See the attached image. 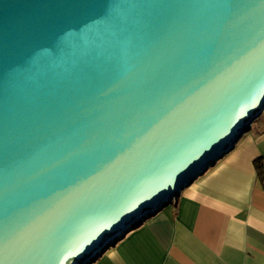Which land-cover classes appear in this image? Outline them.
Listing matches in <instances>:
<instances>
[{
    "label": "water",
    "instance_id": "water-1",
    "mask_svg": "<svg viewBox=\"0 0 264 264\" xmlns=\"http://www.w3.org/2000/svg\"><path fill=\"white\" fill-rule=\"evenodd\" d=\"M263 110L264 0H0V264H91Z\"/></svg>",
    "mask_w": 264,
    "mask_h": 264
},
{
    "label": "crops",
    "instance_id": "crops-1",
    "mask_svg": "<svg viewBox=\"0 0 264 264\" xmlns=\"http://www.w3.org/2000/svg\"><path fill=\"white\" fill-rule=\"evenodd\" d=\"M264 112L257 128L91 264H264ZM167 208V209H166Z\"/></svg>",
    "mask_w": 264,
    "mask_h": 264
},
{
    "label": "rangeland",
    "instance_id": "rangeland-1",
    "mask_svg": "<svg viewBox=\"0 0 264 264\" xmlns=\"http://www.w3.org/2000/svg\"><path fill=\"white\" fill-rule=\"evenodd\" d=\"M263 112H264V110H263ZM263 112H262V113H263ZM261 115H262V114H261ZM261 115H260V116H261ZM259 119H260V117H259L258 119H256L253 123H251V124L248 126V130L242 134V136L239 138V140H240L243 136L245 137V136L248 134V132L252 129V127H253L254 129L257 128V125L259 124ZM236 143H237V142H236ZM236 143H235V144H236ZM184 190H185V189H184ZM175 199H176V198H174V199L172 200V202H173ZM172 202H171V203H172ZM166 209H167V208H166ZM149 218H150V217H149ZM149 218H148V219H149ZM148 219H146V220H148ZM143 222H144V221H143ZM131 232H133V231H130V233H131Z\"/></svg>",
    "mask_w": 264,
    "mask_h": 264
},
{
    "label": "bare ground",
    "instance_id": "bare-ground-1",
    "mask_svg": "<svg viewBox=\"0 0 264 264\" xmlns=\"http://www.w3.org/2000/svg\"><path fill=\"white\" fill-rule=\"evenodd\" d=\"M158 211H159V210H158ZM158 211H156V212H158ZM154 213H155V212H154ZM117 242H118V241H117ZM115 243H116V242H110L108 247L113 246ZM105 246H107V244H106ZM105 246L103 247L104 249H105ZM90 261H91V259H86L84 262H86L85 264H87V263L90 262Z\"/></svg>",
    "mask_w": 264,
    "mask_h": 264
},
{
    "label": "trees",
    "instance_id": "trees-1",
    "mask_svg": "<svg viewBox=\"0 0 264 264\" xmlns=\"http://www.w3.org/2000/svg\"><path fill=\"white\" fill-rule=\"evenodd\" d=\"M263 160V159H262ZM262 160L261 159H259V160H257L256 161V165H257V167L260 169V168H262ZM263 176V175H262Z\"/></svg>",
    "mask_w": 264,
    "mask_h": 264
},
{
    "label": "built area",
    "instance_id": "built-area-1",
    "mask_svg": "<svg viewBox=\"0 0 264 264\" xmlns=\"http://www.w3.org/2000/svg\"><path fill=\"white\" fill-rule=\"evenodd\" d=\"M262 170H263V176H264V159L262 160Z\"/></svg>",
    "mask_w": 264,
    "mask_h": 264
}]
</instances>
